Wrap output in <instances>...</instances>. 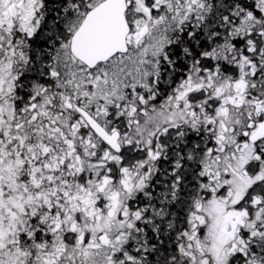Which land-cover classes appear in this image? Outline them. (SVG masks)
<instances>
[{
    "label": "snow or ice",
    "instance_id": "snow-or-ice-1",
    "mask_svg": "<svg viewBox=\"0 0 264 264\" xmlns=\"http://www.w3.org/2000/svg\"><path fill=\"white\" fill-rule=\"evenodd\" d=\"M0 264H264V0H0Z\"/></svg>",
    "mask_w": 264,
    "mask_h": 264
}]
</instances>
